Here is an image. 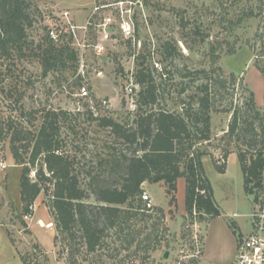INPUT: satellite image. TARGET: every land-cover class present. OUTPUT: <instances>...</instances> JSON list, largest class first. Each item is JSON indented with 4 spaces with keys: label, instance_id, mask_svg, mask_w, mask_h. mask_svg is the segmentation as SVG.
Returning <instances> with one entry per match:
<instances>
[{
    "label": "rangeland",
    "instance_id": "374dc122",
    "mask_svg": "<svg viewBox=\"0 0 264 264\" xmlns=\"http://www.w3.org/2000/svg\"><path fill=\"white\" fill-rule=\"evenodd\" d=\"M27 1L33 23L28 29L23 56L16 54L13 59L2 58L0 63L3 75L0 120L3 125L9 118H17L20 122V107L28 113L25 120L31 113H36L37 124L41 114L48 110L76 115L77 120L66 130L64 138L68 139L67 150L77 158L81 171L86 165L92 166L97 153H102L101 147L107 136L96 123L88 121L86 113L91 111L95 117L131 122L138 89L134 84L137 68L132 53L138 54L145 46L155 49L166 40L178 43L183 57H178L177 64L190 70H210V53L212 48L216 49L219 60L214 65L223 71L217 74H222L230 83L229 89L222 91L225 100L217 104L218 108L244 110L246 98L253 95L259 112V139H264V0ZM96 7L100 9L95 11ZM65 12L69 13L71 24L63 16ZM109 18L112 20L108 29L110 37L103 41L99 26ZM181 21L188 22L189 29L199 27L208 34L207 41L202 43V37L182 31ZM125 22L131 26V35L123 32L121 25ZM72 25L77 28L78 38L88 45L82 53L83 62L81 48L71 34ZM51 29L58 31L60 41L65 38V42L70 43L79 60L68 61V68L44 76L41 52ZM60 41L58 44H62ZM99 44L104 47L101 53L96 49ZM233 79L236 84L231 85ZM81 86H86L88 97L78 95ZM130 88L134 89L133 93ZM173 92L165 95L168 107H176L177 94ZM220 110L212 113L211 141L198 148L204 154L205 174L221 216L212 221L205 217L204 222L196 219L192 224L185 206L179 208L178 205L175 213L170 215L164 184L155 183L151 187L149 184L152 183L147 182L144 192L152 196L154 208L164 211L166 217L154 212L151 220L139 216L133 221L135 232L144 233L140 240L149 235L152 239L157 236L151 259L144 262L142 251L140 257L129 260H124L128 251L122 249L116 259L107 257V251H102L105 253L102 257L98 256L99 252L89 253L79 234L75 241L68 238L63 242L54 224L50 199L45 194H41L33 206V220H26L22 215L20 195L23 166L16 164L13 158L9 137H0V264H194L193 256L199 258L201 264H212L203 258L205 238L210 259L233 260L230 264H235L236 238L250 233L248 215L257 201L255 195L247 194L244 188L237 146L243 150L247 147L227 137L233 113ZM217 167L225 169L224 173ZM31 177L35 179V173ZM262 192L258 193L259 202L264 200V190ZM87 203L97 204L96 198L92 195ZM234 214L238 217H233ZM154 224H158L155 229ZM114 234L115 230L110 231V237L106 239L110 247L118 245L112 244L116 240ZM76 248L80 251L73 258L71 254Z\"/></svg>",
    "mask_w": 264,
    "mask_h": 264
},
{
    "label": "trees",
    "instance_id": "16d2710c",
    "mask_svg": "<svg viewBox=\"0 0 264 264\" xmlns=\"http://www.w3.org/2000/svg\"><path fill=\"white\" fill-rule=\"evenodd\" d=\"M181 22L182 31L202 37V43L207 41L208 34L199 27L189 29L188 22ZM32 23L27 0H0V63L2 58L23 56ZM45 40L40 60L44 76L68 68V61L78 62L77 52L65 38L58 44L48 32ZM132 56L137 68L134 84L138 87L133 120L122 123L111 117H95L91 111L86 113L91 124L96 123L107 133L102 153H97L92 166L86 165L81 171L79 161L67 150L69 141L64 135L77 120L71 112L45 111L37 124L36 113L25 120L28 113L20 107V122L17 118H9L4 126L0 120V137H9L13 158L16 164L23 166L20 178L23 217L33 215L36 200L45 194L50 199L54 224L63 242L68 238L75 241L79 234L89 253L99 252L98 256L102 257L105 255L102 251H107V257L116 259L122 249L128 251L124 260H129L140 257L142 251L144 262L151 259L157 236L152 239L149 235L140 240L144 233L135 232L133 221L139 216L151 220L154 212L166 217L164 211L155 208L149 213L142 211L145 183L164 184L169 197L168 214L173 215L178 205V180L184 177L185 208L191 223L195 224L196 219L204 222L205 217L212 220L221 216L205 174L204 154L198 148L211 141L212 113L219 109L233 113L226 134L247 147L243 150L237 146L244 188L247 194L255 195L257 203L258 193L264 190V139H259V112L253 95L246 98L244 110L218 108L217 104L225 100L222 91L228 90L230 83L222 74H217L223 71L215 66L219 60L215 48L210 53V70L180 67L177 59L183 55L174 40H166L155 49L145 46ZM2 76L0 70V82ZM230 81L231 85L236 84L235 79ZM172 92L177 94L176 107L166 105L165 95ZM217 170L225 171L220 167ZM92 195L97 204L87 203ZM113 230L116 240L112 244L118 243L117 247H110L106 242ZM241 238L238 235V239ZM79 251L76 248L71 256L76 257ZM192 261L201 264L195 256Z\"/></svg>",
    "mask_w": 264,
    "mask_h": 264
},
{
    "label": "built area",
    "instance_id": "2783aa9c",
    "mask_svg": "<svg viewBox=\"0 0 264 264\" xmlns=\"http://www.w3.org/2000/svg\"><path fill=\"white\" fill-rule=\"evenodd\" d=\"M122 6V5H121ZM100 8L96 7L95 11H98ZM67 20L68 23L71 24L69 13L65 12L63 15ZM111 19H105V23L101 24L99 27L101 30V37L103 41H106L109 39L110 35L108 33V29L111 23ZM90 24V23H88ZM123 32L127 35H131V26L127 22L123 23L121 25ZM71 34L73 35V39L75 42H77V45L79 48H81L80 56L82 58V62L84 59V49L88 47V45L83 41V39L78 38L76 35L77 28L75 26H71ZM50 38L55 41H60V36L58 34V31L55 29H51L49 32ZM84 42V43H83ZM97 52L101 53L104 50L103 45L99 44L96 46ZM81 69H83V64ZM130 93H133L134 89H129ZM79 96L81 97H88L89 92L86 88V86H81L79 88ZM105 104L107 102H104ZM204 193V192H202ZM143 199V212H151L154 208L153 199L150 194L147 192H144L142 195ZM235 218L238 217L237 214H234ZM248 218L250 219V227L251 231L248 235L243 236L237 246V256L235 264H264V200H261L259 203L255 205V208L253 209L252 213L248 215ZM26 220H33V215H27L25 216ZM52 225V224H51Z\"/></svg>",
    "mask_w": 264,
    "mask_h": 264
},
{
    "label": "crops",
    "instance_id": "0c3cea01",
    "mask_svg": "<svg viewBox=\"0 0 264 264\" xmlns=\"http://www.w3.org/2000/svg\"><path fill=\"white\" fill-rule=\"evenodd\" d=\"M146 184L147 183H145L143 185V187H145ZM149 185H151V187H153L152 185H156V184H149ZM177 187H178V196H177V199H178V206L180 208L181 206L182 207L185 206V199H186V182H185V180L183 178L182 179L180 178L178 180ZM243 236H246V235H243ZM205 245H206V238H205ZM205 245H204V253H203V258H204L205 261H208V262H210L212 264H230L231 262H233V260H229V261H224L223 262V261H220V258L219 259H210V257L206 253V246ZM237 246H238V237L236 238V250H237Z\"/></svg>",
    "mask_w": 264,
    "mask_h": 264
}]
</instances>
